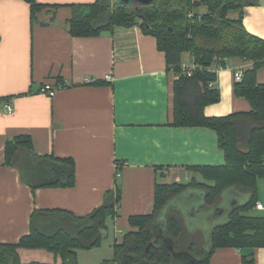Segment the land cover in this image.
Instances as JSON below:
<instances>
[{
  "label": "crops",
  "instance_id": "0c3cea01",
  "mask_svg": "<svg viewBox=\"0 0 264 264\" xmlns=\"http://www.w3.org/2000/svg\"><path fill=\"white\" fill-rule=\"evenodd\" d=\"M37 1L44 8L33 20L25 0H0V243H17L29 234L37 209H63L84 216L102 205L118 185L121 204L117 215L108 219L102 244L77 250L79 264H101L114 258L115 244L137 230L130 224L132 215L153 213L157 183H188L202 177L189 167L222 165L225 154L212 128L172 124L174 82L179 74L169 69L155 36L140 25L73 36L72 6L96 0ZM199 10L205 11L206 6ZM229 17L237 19L239 12L232 11ZM243 23L249 32L264 38V0L244 9ZM183 63L193 64L189 52L183 54ZM251 65L234 57L225 67L213 66L217 80L210 86L219 90L221 99L205 106L207 116L251 110L250 102L234 91L235 72ZM87 77L97 82L87 83ZM257 78L264 83V65ZM47 83L57 88L54 96L41 91ZM6 102L13 105L11 112L5 110ZM19 135L32 138L39 156L72 158L75 185L34 189L23 182L19 168L6 160L7 140ZM200 197L192 213L199 214V223L209 224L205 247L209 249L212 229L225 223L250 195L230 186L207 208ZM257 203L264 205V178L258 180ZM177 210H181L178 205ZM250 212L264 214L257 206ZM26 250L50 252L20 248L21 260L23 252L29 256ZM251 252L255 264H264V246L244 249L246 255ZM49 254L51 259L54 253ZM29 257L24 261L42 262ZM51 261L62 264L55 254ZM205 264H244L243 252L217 248Z\"/></svg>",
  "mask_w": 264,
  "mask_h": 264
},
{
  "label": "trees",
  "instance_id": "16d2710c",
  "mask_svg": "<svg viewBox=\"0 0 264 264\" xmlns=\"http://www.w3.org/2000/svg\"><path fill=\"white\" fill-rule=\"evenodd\" d=\"M25 1L31 5L34 20L44 5L37 0ZM260 2L156 0L154 4L141 5L96 0L72 6L74 11L69 23L73 36L99 35L116 27L135 25L155 36L159 49L166 54L169 69L179 74L174 82L172 124L212 128L225 154L222 165L189 167L204 180L157 183L153 213L132 215L129 221L137 230L127 233L122 243L115 244L114 258L101 264H205L221 247L238 248L243 252L244 264H255L254 253L246 255L244 249L264 246V214L250 212L257 205L258 180L264 178V83L257 78L264 65V38L247 30L243 16L247 6ZM203 5L206 10L200 11ZM232 11L239 12L237 19L229 17ZM185 52L193 57L191 76L181 68ZM234 57L252 63L243 69L242 79L234 83L235 94L246 98L251 110L209 117L205 106L221 99L219 90L210 86L217 80L213 66L225 67L228 59ZM60 81L59 84L63 83ZM6 160L7 164L19 168L22 181L34 189L75 185V161L37 155L29 135L7 140ZM230 186L247 192L249 200L236 206L229 219L214 228L209 249L201 248L202 243L195 250L192 238L198 234H185L182 230L179 214L169 205L172 198L194 187L204 191L202 207L207 208L216 204ZM121 197L117 185L106 194L102 205L84 216L63 209L35 210L29 234L17 243H0V264H45L22 262L20 248L45 249L61 257L62 264H79L77 250H90L102 244L108 219L117 215Z\"/></svg>",
  "mask_w": 264,
  "mask_h": 264
},
{
  "label": "rangeland",
  "instance_id": "374dc122",
  "mask_svg": "<svg viewBox=\"0 0 264 264\" xmlns=\"http://www.w3.org/2000/svg\"><path fill=\"white\" fill-rule=\"evenodd\" d=\"M197 179L204 180L203 177H199ZM192 191L196 193L194 196L192 195L193 192L191 193L190 190L188 191L185 190V192L181 193V195L183 194L184 197L191 195V197H188V198L182 197L178 199V197L176 196L177 198L176 197L172 198L173 200H171L169 205H170V208L174 209V213L177 214V216L179 214V217L181 219V227H182V230L185 232V234L195 233V232L198 234L196 235L195 238H192L195 244V250H196L198 247H200V244L202 243L203 245L201 246V248L202 247L205 248L208 245L207 239H208V234H209V224L207 222L199 223L198 221L199 214L197 212L192 213L193 205H197L199 202H201L200 190L197 189V190H192ZM177 205L181 207V210H177ZM175 210H177L178 213L175 212ZM26 251H29L27 253L30 257L25 256L26 254L23 252L22 262L24 263H28L24 261L27 259V257L29 258L34 257V258H40L39 260H42V262H45V263L52 262L51 264H54L53 262L54 259L53 261H51L54 254H51L52 255L51 259L49 258V256H47V254L50 255L49 254L50 252L45 251V252H42L44 254L41 255L39 251H30V250H26Z\"/></svg>",
  "mask_w": 264,
  "mask_h": 264
},
{
  "label": "built area",
  "instance_id": "2783aa9c",
  "mask_svg": "<svg viewBox=\"0 0 264 264\" xmlns=\"http://www.w3.org/2000/svg\"><path fill=\"white\" fill-rule=\"evenodd\" d=\"M181 68H182V71L184 73H186V75L191 76L193 73L194 66H193V64L190 66L186 63H182ZM242 77H243V70L242 69L237 70L235 72V80L240 81L242 79ZM111 78H112L111 75H106V79L111 80ZM85 82L96 83L97 80L92 78V77H87ZM60 86H62V85H60ZM41 91L49 94L50 96H54L57 92V88H55L51 84L47 83L42 87ZM4 108L7 112H11L13 110V105L10 102H6L4 104ZM256 206L258 209L264 210V205L262 203H257Z\"/></svg>",
  "mask_w": 264,
  "mask_h": 264
},
{
  "label": "water",
  "instance_id": "95a60500",
  "mask_svg": "<svg viewBox=\"0 0 264 264\" xmlns=\"http://www.w3.org/2000/svg\"><path fill=\"white\" fill-rule=\"evenodd\" d=\"M120 3H124V4H128V3H138V4H141V5H151V4H154L155 2H156V0H118ZM200 190V192H201V194L203 195V197H204V200H205V193H204V191L203 190H201V189H199ZM185 192V191H184ZM183 193V192H182ZM193 194V193H192ZM196 194V193H195ZM200 194V195H201ZM179 195H180V197H179ZM179 195H177V197L178 198H182L183 197V194L181 195V194H179ZM176 197V198H177ZM191 197V196H190ZM183 198H186V197H183ZM205 203V202H204ZM223 224V223H222ZM218 225H220V224H218ZM218 225H216V226H218ZM215 226V227H216ZM214 227V228H215ZM214 228L212 229V232H213V230H214ZM212 232H211V235H212Z\"/></svg>",
  "mask_w": 264,
  "mask_h": 264
}]
</instances>
